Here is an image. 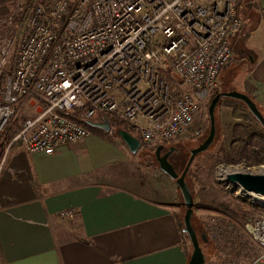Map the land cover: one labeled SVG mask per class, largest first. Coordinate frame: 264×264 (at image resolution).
Segmentation results:
<instances>
[{
  "label": "built area",
  "instance_id": "2783aa9c",
  "mask_svg": "<svg viewBox=\"0 0 264 264\" xmlns=\"http://www.w3.org/2000/svg\"><path fill=\"white\" fill-rule=\"evenodd\" d=\"M241 1L15 0L0 18V69L16 47L0 100V175L15 147L51 154L90 137L75 113L119 119L141 145L189 132L234 63L229 40L244 30ZM25 101L36 114L6 138ZM244 231L259 250L249 264H264V216Z\"/></svg>",
  "mask_w": 264,
  "mask_h": 264
},
{
  "label": "crops",
  "instance_id": "0c3cea01",
  "mask_svg": "<svg viewBox=\"0 0 264 264\" xmlns=\"http://www.w3.org/2000/svg\"><path fill=\"white\" fill-rule=\"evenodd\" d=\"M235 63L219 81L264 112V0H242ZM125 144L93 133L55 153L13 148L0 175V261L7 264H187L178 189L143 180ZM72 211V217L62 216Z\"/></svg>",
  "mask_w": 264,
  "mask_h": 264
},
{
  "label": "rangeland",
  "instance_id": "374dc122",
  "mask_svg": "<svg viewBox=\"0 0 264 264\" xmlns=\"http://www.w3.org/2000/svg\"><path fill=\"white\" fill-rule=\"evenodd\" d=\"M11 2L12 0H7V3L2 4L1 10H3L2 14L4 15L2 18L10 16L12 10H14V4L11 5ZM7 6L10 7L8 11L6 10ZM15 60L16 47L11 52L6 66L0 69V100L3 88L8 78L13 74ZM219 85L220 91L211 95L203 103L189 132L175 140L162 142L158 146L141 145L140 151L134 156L137 157V163H140L143 167L144 181L149 182L148 180L153 177H156L159 182H162L166 177L170 179L159 169L156 151L160 146L164 147L162 155L171 149L180 152L183 161L176 164L175 168L180 175L183 173L191 151L199 147L209 136L211 128L209 105L214 96L219 93H226L220 81ZM35 112L33 103L23 102L8 128L10 134H7L9 133L8 130L6 132V138L12 134L11 131L14 127L18 126L22 120L33 117L36 114ZM76 118L81 119L79 115ZM215 118L217 129L215 142L207 152L195 159L186 177L195 200L192 225L205 254L206 264H249L257 257L259 250L245 233L244 225L252 219L264 216V207L251 197L246 196L242 189L228 184L227 175L236 172L260 174L259 169L264 167V162L257 163L252 146L249 150L248 148L246 150L244 141H247V133L251 132V127H254L259 133H263L264 130L243 103L229 98L220 100L215 111ZM102 119L103 117H99L95 121L100 122ZM107 120L110 122L112 129L108 133L110 138L121 140L117 136V132L124 127L121 125L116 127V125L123 122L112 117L107 118ZM237 124L245 125L250 129L247 128V131L242 128L234 130ZM100 131L107 133L103 130ZM4 141L5 139H0V151H2ZM257 141L258 138L253 140L254 143ZM261 157H264V155ZM170 181L178 189L176 206L181 209L179 220L183 230L186 208L176 182L171 179ZM215 228L217 230L214 231ZM185 235H183V243L192 254L191 242L188 235ZM202 236L206 237L207 242L203 240Z\"/></svg>",
  "mask_w": 264,
  "mask_h": 264
},
{
  "label": "water",
  "instance_id": "95a60500",
  "mask_svg": "<svg viewBox=\"0 0 264 264\" xmlns=\"http://www.w3.org/2000/svg\"><path fill=\"white\" fill-rule=\"evenodd\" d=\"M223 98H229L243 103L264 130V115L253 99H251L248 95L237 91L219 93L213 97L209 105L208 111L211 126L209 136L199 147L191 151L188 163L181 175L176 171L174 165L170 162V157L175 149H171L164 155H162V151L164 149L163 146L158 147L156 151V159L158 161L160 171L176 182L183 198L184 207L186 208L183 233L188 235L192 245V254L187 264H206V257L202 251L197 234L192 225L195 200L186 181V177L195 159L199 155L207 152L215 142L217 135L215 111L220 100ZM88 125L107 133H110L112 130L108 120H104L101 123L88 122ZM117 136L122 140L130 153L133 155H136L140 151L141 142L129 132L121 130L117 132ZM227 183L235 188L242 189L247 194H255L264 197V174H254L248 172L231 173L227 175ZM202 237L203 240L207 242L206 237Z\"/></svg>",
  "mask_w": 264,
  "mask_h": 264
},
{
  "label": "trees",
  "instance_id": "16d2710c",
  "mask_svg": "<svg viewBox=\"0 0 264 264\" xmlns=\"http://www.w3.org/2000/svg\"><path fill=\"white\" fill-rule=\"evenodd\" d=\"M14 2H15V0H12V2H11V5H13L14 4ZM4 3H7V0H0V18H2L4 15L2 14V11L3 10H1V6H2V4H4ZM10 7H8L7 6V11H8V9H9ZM3 9V8H2ZM5 10V11H6ZM263 114V113H262ZM77 115H79V113H75V114H72V115H70L69 117L71 118V119H73V120H76L77 122H79L82 126H84V127H86L87 129H89L91 132H92V134L93 133H98V134H100L101 136H103L104 138H106V139H108V140H110V141H113L114 140V138H110V136L108 135V133H104V132H102V131H100L99 129H96V128H92L91 126H89L88 125V122H86V121H82V120H78L76 117H77ZM123 126L124 128L122 129V130H124V131H127V132H129V133H131L133 136H135V134L133 133V132H131L128 128H127V126H125V124L124 123H122V124H117L116 125V127H118V126ZM115 126V125H114ZM259 126V125H258ZM235 129L234 130H236L237 128H242L243 130H246L247 131V128H249V127H247V126H245V125H242V124H237V125H235V127H234ZM250 129V128H249ZM119 131H121V130H119ZM8 132L9 133H7L8 135L10 134V129L8 130ZM247 136H248V139H246L247 141H244L245 142V146H246V150H247V148H248V150H249V148L252 146V151H253V155L255 156V158H257L256 160H257V163H262V162H264V157H261L262 155H264V132L263 133H259V132H257L255 129H254V127H251V132H249V133H247ZM9 137H11V135L9 136ZM256 138H258V141L257 142H253V140L254 139H256ZM188 175V174H187ZM180 230H181V232H182V235H185L184 233H183V230H182V227H181V225H180ZM185 236H187V235H185Z\"/></svg>",
  "mask_w": 264,
  "mask_h": 264
},
{
  "label": "flooded vegetation",
  "instance_id": "af4514ba",
  "mask_svg": "<svg viewBox=\"0 0 264 264\" xmlns=\"http://www.w3.org/2000/svg\"><path fill=\"white\" fill-rule=\"evenodd\" d=\"M176 153V154H175ZM175 154V155H174ZM183 161V156H181L180 152L176 149L174 150L172 156L170 157V162L176 166V164H180ZM176 169V168H175Z\"/></svg>",
  "mask_w": 264,
  "mask_h": 264
},
{
  "label": "bare ground",
  "instance_id": "6f19581e",
  "mask_svg": "<svg viewBox=\"0 0 264 264\" xmlns=\"http://www.w3.org/2000/svg\"><path fill=\"white\" fill-rule=\"evenodd\" d=\"M227 173V172H226ZM259 173L260 174H264V167H261L259 169ZM249 197H251L254 201H258L260 202L261 204L264 205V197L262 196H259V195H255V194H247Z\"/></svg>",
  "mask_w": 264,
  "mask_h": 264
}]
</instances>
